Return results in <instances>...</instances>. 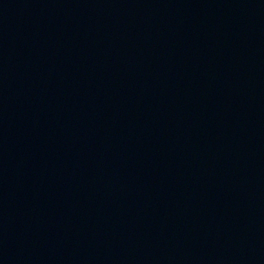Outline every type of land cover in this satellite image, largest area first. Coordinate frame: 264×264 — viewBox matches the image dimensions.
<instances>
[{
  "label": "water",
  "instance_id": "1",
  "mask_svg": "<svg viewBox=\"0 0 264 264\" xmlns=\"http://www.w3.org/2000/svg\"><path fill=\"white\" fill-rule=\"evenodd\" d=\"M0 264H264V0H0Z\"/></svg>",
  "mask_w": 264,
  "mask_h": 264
}]
</instances>
